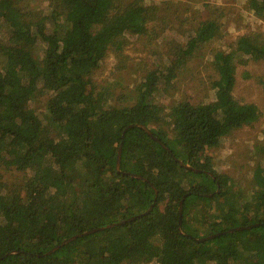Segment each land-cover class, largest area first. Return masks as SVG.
<instances>
[{
	"label": "trees",
	"instance_id": "trees-1",
	"mask_svg": "<svg viewBox=\"0 0 264 264\" xmlns=\"http://www.w3.org/2000/svg\"><path fill=\"white\" fill-rule=\"evenodd\" d=\"M128 2L48 0L35 10L29 0H10L21 20L0 14V167L12 159L22 173L0 178V264H264V161L247 197L203 159L263 114L234 90L238 65L264 60V33L238 36L231 57L216 51L212 103L162 105L157 95L220 33L213 19L196 20L165 54L162 71L142 77L135 97L122 100L95 80L108 50L121 52L124 36L141 37L142 52L159 47L171 18L158 3ZM251 4L264 20V0ZM133 216L49 253L73 235Z\"/></svg>",
	"mask_w": 264,
	"mask_h": 264
},
{
	"label": "rangeland",
	"instance_id": "rangeland-1",
	"mask_svg": "<svg viewBox=\"0 0 264 264\" xmlns=\"http://www.w3.org/2000/svg\"><path fill=\"white\" fill-rule=\"evenodd\" d=\"M158 3L169 13L170 23L160 35L159 47L142 52L144 43L141 37L124 36V48L121 52L109 49L101 68L95 74V80L109 85L122 100H132L135 89L152 71H162L165 54L171 47L186 39V32L193 28L196 20L213 19L220 24L217 37L193 54L187 69L178 74L168 87L157 95L162 105H170L181 100L193 103L214 102V89L217 75L211 67V60L217 50L224 51L228 57L233 55L232 47L238 36L256 32L264 33V20L256 17L252 11L251 0H146ZM35 10H43L48 0H29ZM132 4L129 0L128 5ZM70 17L73 11L68 9ZM0 14L6 15L14 22L21 17L10 4V0H0ZM194 15L198 18L194 19ZM192 16V17H189ZM183 19H187L183 22ZM189 19V20H188ZM193 51V50H192ZM41 55V52H37ZM172 62L174 58L170 56ZM122 61V64H121ZM246 73L249 76H246ZM264 60L250 61L238 65L237 84L234 95L243 102L256 103L262 110L261 118L251 125L243 126L228 135L219 147L210 148L204 156L211 158L219 172L234 178L237 188H243L247 197L255 188L254 169L264 161ZM129 98H124L130 96ZM119 101V100H117ZM14 160H8L0 167V178L7 181L22 177L14 169ZM26 193H24L25 195ZM251 197V196H250Z\"/></svg>",
	"mask_w": 264,
	"mask_h": 264
},
{
	"label": "water",
	"instance_id": "water-1",
	"mask_svg": "<svg viewBox=\"0 0 264 264\" xmlns=\"http://www.w3.org/2000/svg\"><path fill=\"white\" fill-rule=\"evenodd\" d=\"M133 126H134V124L129 125V127H133ZM139 126L142 127V128H144L145 131H146V132H147V133H148V134H149L154 140H156V141H157L158 143H160L164 148L167 149V146H166L164 143H162L161 140H160L158 137H156V136L150 131V129H149L147 126H145L144 124H139ZM124 135H125V131H124V133H123V136H124ZM121 155H122V143H121V146L119 147V150H118V158H117V169H118V171H120ZM181 163H182L186 168H188V169H190V170H193V171H195V172H201V171H202L201 169H198L197 167H194L193 165H191V164H189V163H183V162H181ZM207 173L210 174V175H212V176L215 178V175H214L212 172L207 171ZM133 176H135V177H141V176L136 175V174H133ZM220 189H221V184H220V182H218V189H217V192H218V193L220 192ZM153 207H154V205L152 204V205L150 206V208H149L147 211H145L144 213H142V214H147V213H149V212L153 209ZM182 210H183V201H181V203H180V225L182 224V214H183V211H182ZM142 214H140V215H142ZM140 215H137V216H140ZM135 218H136V216H133V217H131V218H128L127 220H122V221H120V222H118V223L108 224V225L105 226V227L94 228V229H91V230L84 231L83 233H79V234L73 235V236H71V237L65 239L64 241H62L60 244H58V245H56L55 247H53V248L49 251V253L58 250V249L61 248L63 245H65V244H67V243H69V242H71V241L77 239L78 237L85 236V235H88V234H91V233L97 232V231H99L100 229L109 228V227H114V226H116V225H118V224H123L125 221H130V220H133V219H135ZM257 225H259V223H258V224L256 223V224L248 225V226H237V227H232V228L228 229V230L225 231V232H219V233H214V234H211V235H207V236L199 237V238H197V241H199V242H203V241H205V240H210V239L215 238V237H217V236H221L222 233L241 231V230H245V229L252 228V227L257 226ZM180 230H181V226H180ZM181 231L183 232V230H181ZM183 233H184V232H183Z\"/></svg>",
	"mask_w": 264,
	"mask_h": 264
}]
</instances>
